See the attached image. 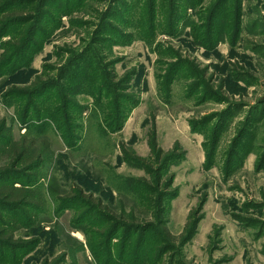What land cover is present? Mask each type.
<instances>
[{"label": "rangeland", "instance_id": "374dc122", "mask_svg": "<svg viewBox=\"0 0 264 264\" xmlns=\"http://www.w3.org/2000/svg\"><path fill=\"white\" fill-rule=\"evenodd\" d=\"M14 8L0 264H264V0Z\"/></svg>", "mask_w": 264, "mask_h": 264}, {"label": "trees", "instance_id": "16d2710c", "mask_svg": "<svg viewBox=\"0 0 264 264\" xmlns=\"http://www.w3.org/2000/svg\"><path fill=\"white\" fill-rule=\"evenodd\" d=\"M36 1H38V0H31V1H28V0H0V38L3 37L4 31H6L5 29H7V27H8V26H6L5 22L11 17L12 10L15 9L14 7L24 6V5H27L29 3H33V2L35 3ZM5 12H7L8 15L1 16ZM25 151L26 150L22 149L19 152L22 158L26 155ZM17 201L19 203H25V204L28 203L29 205H32V206L37 207V208L40 206L37 202V198H35V196L30 194V193L24 194L19 199L17 198ZM29 201H31L32 203ZM16 230H17V228L14 227L13 230L11 231V234L9 235L11 240H13L14 233Z\"/></svg>", "mask_w": 264, "mask_h": 264}]
</instances>
